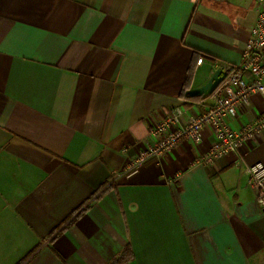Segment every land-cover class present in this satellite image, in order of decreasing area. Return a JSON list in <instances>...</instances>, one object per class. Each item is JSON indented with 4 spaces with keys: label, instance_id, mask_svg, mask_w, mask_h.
Listing matches in <instances>:
<instances>
[{
    "label": "crops",
    "instance_id": "obj_1",
    "mask_svg": "<svg viewBox=\"0 0 264 264\" xmlns=\"http://www.w3.org/2000/svg\"><path fill=\"white\" fill-rule=\"evenodd\" d=\"M257 8L0 0V264H264L246 174L264 164V129L206 163L208 127L124 174L173 110L183 125L208 110L213 95L189 92L242 63ZM263 111L254 94L226 123L241 131Z\"/></svg>",
    "mask_w": 264,
    "mask_h": 264
},
{
    "label": "built area",
    "instance_id": "obj_2",
    "mask_svg": "<svg viewBox=\"0 0 264 264\" xmlns=\"http://www.w3.org/2000/svg\"><path fill=\"white\" fill-rule=\"evenodd\" d=\"M257 2V19L247 42L243 61L222 69L223 76L215 86L213 101L208 110L190 116L185 125L183 118L186 117V112L182 108L173 110L170 116L153 126L151 134L156 141L139 154L124 174H131L151 162L160 161L183 140L199 139L201 132L208 127L213 130L217 142L213 145L211 154L205 158L206 163L237 152L245 142L252 140L257 132L264 129V111L241 131L233 130L226 123L229 117L238 116L240 108L250 103L252 95L258 94L264 100V0ZM203 61L200 58L198 64L201 65ZM246 174L256 191L258 205L264 208V164L259 162L248 166Z\"/></svg>",
    "mask_w": 264,
    "mask_h": 264
},
{
    "label": "water",
    "instance_id": "obj_3",
    "mask_svg": "<svg viewBox=\"0 0 264 264\" xmlns=\"http://www.w3.org/2000/svg\"><path fill=\"white\" fill-rule=\"evenodd\" d=\"M222 75V71H217L212 78L208 81L207 84H205L203 87L192 90L189 92L190 96H200V95H205L211 92L216 84L218 83L220 77Z\"/></svg>",
    "mask_w": 264,
    "mask_h": 264
},
{
    "label": "trees",
    "instance_id": "obj_4",
    "mask_svg": "<svg viewBox=\"0 0 264 264\" xmlns=\"http://www.w3.org/2000/svg\"><path fill=\"white\" fill-rule=\"evenodd\" d=\"M216 88H214L211 92H209L210 95H214Z\"/></svg>",
    "mask_w": 264,
    "mask_h": 264
}]
</instances>
